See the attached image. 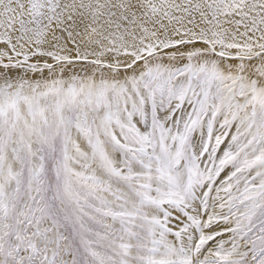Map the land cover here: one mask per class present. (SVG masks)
Wrapping results in <instances>:
<instances>
[{"label": "snow or ice", "instance_id": "obj_1", "mask_svg": "<svg viewBox=\"0 0 264 264\" xmlns=\"http://www.w3.org/2000/svg\"><path fill=\"white\" fill-rule=\"evenodd\" d=\"M0 264H264V0H0Z\"/></svg>", "mask_w": 264, "mask_h": 264}]
</instances>
